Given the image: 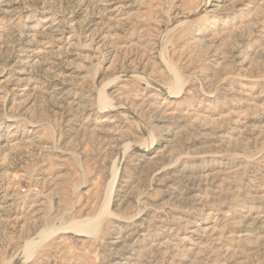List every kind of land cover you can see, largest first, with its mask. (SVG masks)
I'll return each mask as SVG.
<instances>
[{"label": "rangeland", "instance_id": "374dc122", "mask_svg": "<svg viewBox=\"0 0 264 264\" xmlns=\"http://www.w3.org/2000/svg\"><path fill=\"white\" fill-rule=\"evenodd\" d=\"M0 264H264V0H0Z\"/></svg>", "mask_w": 264, "mask_h": 264}, {"label": "bare ground", "instance_id": "6f19581e", "mask_svg": "<svg viewBox=\"0 0 264 264\" xmlns=\"http://www.w3.org/2000/svg\"><path fill=\"white\" fill-rule=\"evenodd\" d=\"M104 110V109H103ZM148 150H146V152H147ZM145 152V153H146ZM115 177V176H114ZM114 183V182H113ZM11 198H13V196H11ZM7 201V200H6ZM107 207V206H106ZM35 208H37L36 207V205H33V206H30V208H29V213L31 214V215H36V209ZM97 222V221H96ZM95 222L94 221H91V223H89V221L88 222H83V223H76V224H73L72 226H73V229H75V230H77L78 232H81V233H77V235L79 236V237H84V234H82L83 232H88L87 230H90L92 227H94L95 226ZM71 226V225H70ZM71 226V227H72ZM71 227L69 228V227H62L61 229H58V230H54L53 232H58V231H62V230H65V231H71ZM48 229V228H47ZM76 232V231H75ZM91 232V231H90ZM42 233H44L45 234V237L44 238H40V239H38L37 240V242H39V241H41V240H43V239H46V237L48 236V235H51V234H49V232H48V230L46 231V230H44ZM65 233V232H64ZM76 234V233H75ZM38 237V236H37ZM36 242V241H35Z\"/></svg>", "mask_w": 264, "mask_h": 264}]
</instances>
